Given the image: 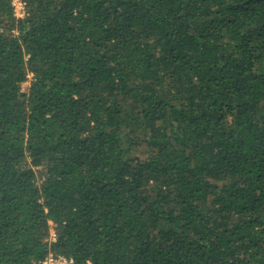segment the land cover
I'll use <instances>...</instances> for the list:
<instances>
[{
  "label": "trees",
  "instance_id": "1",
  "mask_svg": "<svg viewBox=\"0 0 264 264\" xmlns=\"http://www.w3.org/2000/svg\"><path fill=\"white\" fill-rule=\"evenodd\" d=\"M23 1L0 0V264H264V0Z\"/></svg>",
  "mask_w": 264,
  "mask_h": 264
},
{
  "label": "built area",
  "instance_id": "2",
  "mask_svg": "<svg viewBox=\"0 0 264 264\" xmlns=\"http://www.w3.org/2000/svg\"><path fill=\"white\" fill-rule=\"evenodd\" d=\"M13 7V14L16 18H22L26 14L25 2L23 0H11ZM48 240H55V233L53 229L50 230V236ZM30 264H75L72 258L66 257L62 254H56L53 251H49L42 259L33 261Z\"/></svg>",
  "mask_w": 264,
  "mask_h": 264
},
{
  "label": "rangeland",
  "instance_id": "3",
  "mask_svg": "<svg viewBox=\"0 0 264 264\" xmlns=\"http://www.w3.org/2000/svg\"><path fill=\"white\" fill-rule=\"evenodd\" d=\"M28 86H29V81L27 80V81H25V82L22 84V89H23V90H27ZM37 175H38V171H37Z\"/></svg>",
  "mask_w": 264,
  "mask_h": 264
}]
</instances>
